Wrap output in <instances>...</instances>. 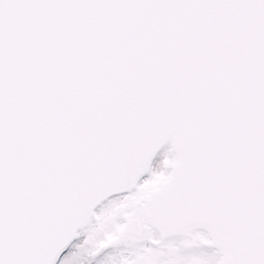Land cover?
<instances>
[{"label": "snow or ice", "instance_id": "obj_1", "mask_svg": "<svg viewBox=\"0 0 264 264\" xmlns=\"http://www.w3.org/2000/svg\"><path fill=\"white\" fill-rule=\"evenodd\" d=\"M0 264H264V0H0Z\"/></svg>", "mask_w": 264, "mask_h": 264}]
</instances>
